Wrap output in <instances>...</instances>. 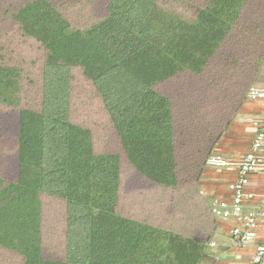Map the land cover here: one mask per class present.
<instances>
[{
  "label": "trees",
  "instance_id": "16d2710c",
  "mask_svg": "<svg viewBox=\"0 0 264 264\" xmlns=\"http://www.w3.org/2000/svg\"><path fill=\"white\" fill-rule=\"evenodd\" d=\"M60 1L5 10L39 55L32 74L0 38V128H13L0 264H212L216 218L199 184L264 64V0H77L90 19ZM76 78L114 149L96 152L73 119ZM124 169L155 192L133 197ZM46 199L60 205L58 258L45 253Z\"/></svg>",
  "mask_w": 264,
  "mask_h": 264
},
{
  "label": "rangeland",
  "instance_id": "374dc122",
  "mask_svg": "<svg viewBox=\"0 0 264 264\" xmlns=\"http://www.w3.org/2000/svg\"><path fill=\"white\" fill-rule=\"evenodd\" d=\"M76 1H71L70 3H64V0L60 1V5L67 13L74 12L76 16L81 19H90L93 15H97V11L93 10L87 12L83 10L80 5H76ZM21 2V0H0V38L5 40H10L12 45L16 47V53L24 61L25 65L32 74H35L37 66L36 60L38 58L39 52L36 45L32 42L21 43L18 42V34L12 21L8 18L5 10L10 9L12 6H16ZM63 3V4H61ZM77 7V8H76ZM3 42V41H2ZM5 47H9L3 42ZM264 64L260 67L259 73L256 78L255 85L261 77V71ZM30 100H26L28 105L34 106L35 101L33 96L29 94ZM6 120H9V115L7 113L1 114ZM72 117L73 119L90 128L93 134L94 149L96 152H103L105 150H111L115 148L114 136L111 127L101 112L100 107L96 101V98L91 92L89 86L76 78L73 83L72 90ZM237 118V117H236ZM8 125L0 128V175L9 176L13 167V154L11 151V141L13 137V128ZM123 180L125 182L124 187L129 193L131 186L133 197H137L143 191L147 195H151L155 190L148 189V186H141L138 180L133 178L127 169L123 170ZM164 200H167L164 198ZM131 211H134L132 208ZM60 210V205L58 202L50 199L43 200V212H44V222H43V236L45 240V253L48 257L58 258L62 254L61 245V234H60V224L58 221V213ZM169 222H167L168 224ZM214 240H212L213 242ZM213 246H209V250L213 249Z\"/></svg>",
  "mask_w": 264,
  "mask_h": 264
},
{
  "label": "crops",
  "instance_id": "0c3cea01",
  "mask_svg": "<svg viewBox=\"0 0 264 264\" xmlns=\"http://www.w3.org/2000/svg\"><path fill=\"white\" fill-rule=\"evenodd\" d=\"M262 78L256 86H263ZM264 114L263 102L247 101L241 112L217 145L215 155L232 162L239 161L249 152L255 133L254 123ZM237 171L234 168H214L207 166L200 184V193L205 199L214 204L224 202L230 204L233 193L231 186L237 181ZM244 193L251 194L252 199L243 202V215L256 210L257 205L264 197L263 178L259 174H250ZM232 220L216 219V231L213 237L211 249L214 262L212 264H248L253 253V245L239 246L233 241L230 234ZM255 244H264V226L259 225ZM211 264V263H207Z\"/></svg>",
  "mask_w": 264,
  "mask_h": 264
},
{
  "label": "built area",
  "instance_id": "2783aa9c",
  "mask_svg": "<svg viewBox=\"0 0 264 264\" xmlns=\"http://www.w3.org/2000/svg\"><path fill=\"white\" fill-rule=\"evenodd\" d=\"M264 83V67L261 71ZM247 101L264 103V85L252 87L247 94ZM255 133L249 152L236 162L229 161L220 156H212L207 166L214 168H234L237 171V181L231 186L233 193L230 204L216 202L212 204V214L216 219L232 220L230 234L236 245H253V253L248 264H264V244H255L259 225L264 226V197L257 205L255 211L243 215V202L252 199L251 194H245L244 188L250 174H259L264 183V114L254 123Z\"/></svg>",
  "mask_w": 264,
  "mask_h": 264
}]
</instances>
